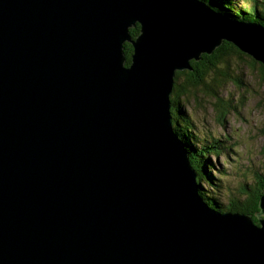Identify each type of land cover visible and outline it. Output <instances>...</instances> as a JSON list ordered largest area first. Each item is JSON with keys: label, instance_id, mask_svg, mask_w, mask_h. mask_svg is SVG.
<instances>
[{"label": "water", "instance_id": "obj_1", "mask_svg": "<svg viewBox=\"0 0 264 264\" xmlns=\"http://www.w3.org/2000/svg\"><path fill=\"white\" fill-rule=\"evenodd\" d=\"M225 41L264 65V26L204 0H0V264H264V194L219 213L173 124Z\"/></svg>", "mask_w": 264, "mask_h": 264}, {"label": "rangeland", "instance_id": "obj_2", "mask_svg": "<svg viewBox=\"0 0 264 264\" xmlns=\"http://www.w3.org/2000/svg\"><path fill=\"white\" fill-rule=\"evenodd\" d=\"M249 57L248 54L228 55L198 86L187 82L191 80L188 75L181 74L178 78L191 91L176 98L180 116L175 115L191 119L193 126H189L188 131L195 137L190 142L201 149L203 139H219L224 147L221 154L209 151L206 174H202L204 193L216 194L222 205L232 199L245 201L252 189L261 185L257 174H264V78L258 65L252 64ZM219 71H227L228 75H217ZM216 75L220 81L214 83ZM218 97L230 102L234 110L227 114L216 110ZM179 124V128L187 132L186 126ZM197 153V159L201 160L200 152ZM207 175H212L215 180L209 182Z\"/></svg>", "mask_w": 264, "mask_h": 264}, {"label": "trees", "instance_id": "obj_3", "mask_svg": "<svg viewBox=\"0 0 264 264\" xmlns=\"http://www.w3.org/2000/svg\"><path fill=\"white\" fill-rule=\"evenodd\" d=\"M211 4L212 7H214L218 11H226L230 14L231 17L237 18L241 21H257L261 23L264 26V0H204ZM140 26L137 24L136 27L131 29V33L133 37H135L139 31ZM125 54H126V63L129 64L131 61V53L133 51V45L130 42H126L124 44ZM222 53V54H221ZM239 54V55H247L240 51L234 44L225 41L220 47H218L212 54H202V58L200 60H191V63L193 65V70H178L176 71V77H175V84L173 89V94L171 96L172 98V114L174 119V129L178 133L179 137L183 140L185 143V146L188 150L190 161L194 168L197 170V181L200 184V193L203 196V198L208 201L213 207L224 210V211H239L242 213L250 214L252 218L257 221V213L259 212V202L260 197L262 194H264V174H257V176L260 178V186H258L256 189H252V192H250V195L247 197L245 201L239 200V199H232L230 203H227L226 205H222L219 200L221 199L214 193H210L211 195H208L204 193V185H203V179L202 174H206L205 168L208 166V153L211 150L217 151L219 154L224 152V147L221 143V140L219 139H203L201 141L202 148L198 149L196 145H194L193 142H190V139L194 140L195 135H191L190 131L188 129L189 126H193V123L189 117H186L182 119L183 117L180 116V106L177 102L176 98L188 95L191 91L187 88L186 84H181L178 81V78L181 74L188 75L189 78H191L190 81H187L188 83H191L194 86H198L200 84L204 83V79L206 74L209 71H213L218 67V63L222 62L224 58L231 54ZM252 64H257L259 67V71L261 72V75L264 78V65L259 63L258 61L254 60L252 57H249ZM212 64V65H210ZM256 65V67H257ZM219 70V68H218ZM217 75H223L227 76L228 72L219 71ZM215 76L213 78L214 83L219 82L220 78L219 76ZM207 89H212L205 85ZM215 109L220 111L221 113L227 114L230 111H233V106L229 102H224L218 99L215 101ZM219 112V113H220ZM178 114L179 116H175ZM181 122L182 126H186V131H183L179 128V122ZM186 124V125H185ZM222 150V151H221ZM197 152H200L201 160L197 159V156L199 155ZM206 155V156H205ZM201 168V169H200ZM224 172V171H223ZM210 174V172H209ZM223 176V175H222ZM206 179L209 182H213L215 178L212 175H207ZM263 179V182H262ZM218 181H221V178H217Z\"/></svg>", "mask_w": 264, "mask_h": 264}, {"label": "bare ground", "instance_id": "obj_4", "mask_svg": "<svg viewBox=\"0 0 264 264\" xmlns=\"http://www.w3.org/2000/svg\"><path fill=\"white\" fill-rule=\"evenodd\" d=\"M126 59H127V57H126ZM173 122H174V117H173ZM178 134V133H177ZM179 136V135H178ZM182 140V139H181ZM183 141V140H182ZM184 143V142H183ZM185 144V143H184ZM190 158V157H189ZM203 197V196H202ZM208 202V201H207ZM209 205H211L210 203H209ZM212 206V205H211ZM215 208V207H214ZM217 209V208H216ZM217 210H219V213H222L221 211L222 210H220V209H217Z\"/></svg>", "mask_w": 264, "mask_h": 264}, {"label": "flooded vegetation", "instance_id": "obj_5", "mask_svg": "<svg viewBox=\"0 0 264 264\" xmlns=\"http://www.w3.org/2000/svg\"><path fill=\"white\" fill-rule=\"evenodd\" d=\"M262 182H263V179H262Z\"/></svg>", "mask_w": 264, "mask_h": 264}, {"label": "clouds", "instance_id": "obj_6", "mask_svg": "<svg viewBox=\"0 0 264 264\" xmlns=\"http://www.w3.org/2000/svg\"><path fill=\"white\" fill-rule=\"evenodd\" d=\"M133 36V35H132ZM127 64V63H126Z\"/></svg>", "mask_w": 264, "mask_h": 264}]
</instances>
